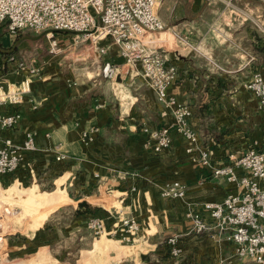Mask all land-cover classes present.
<instances>
[{
    "label": "crops",
    "instance_id": "1",
    "mask_svg": "<svg viewBox=\"0 0 264 264\" xmlns=\"http://www.w3.org/2000/svg\"><path fill=\"white\" fill-rule=\"evenodd\" d=\"M219 1L163 0L157 8L164 30H178L197 44L196 49L157 46L166 62L176 67L168 91L190 107L189 123L199 146L208 152L211 167L191 158L186 151L189 142L177 131L171 109L157 100L137 68L123 64L109 38L97 41L107 48L103 54L88 42L70 45L81 57L70 60L50 54L41 35L11 33L6 21H0V72L26 88L20 103L0 106L3 113L20 114L1 136L21 145L31 132L36 146L22 151L15 171L0 176L2 189L18 198L37 187L33 190L41 201L62 190L88 202L84 207L74 200L55 206L30 233L8 234V249L25 254L34 249L36 254L43 248L48 256L68 264H222L233 253V244L212 229L194 234L185 215L191 208L211 222L205 202L243 191L224 177L213 176L211 168L229 163L252 146L264 147V111L245 87L255 72L264 77L258 52L264 9L257 0H235L254 16H231L229 11L226 17ZM73 35L55 32L65 45ZM10 54L24 60L26 68L8 62ZM106 62L117 65L111 77L102 74ZM32 66H38L37 74L29 71ZM164 125L170 127L171 142L155 152L145 128ZM92 127L97 128L94 139L84 140L82 130ZM59 153L64 157L57 159ZM236 172L249 175L242 168ZM173 180L185 185L184 197L160 195ZM50 185V191L43 189ZM91 216L101 218L107 230L131 216L140 229L130 243L107 237L110 234L94 238L86 226ZM172 234L178 235V256L170 254L166 243Z\"/></svg>",
    "mask_w": 264,
    "mask_h": 264
},
{
    "label": "built area",
    "instance_id": "2",
    "mask_svg": "<svg viewBox=\"0 0 264 264\" xmlns=\"http://www.w3.org/2000/svg\"><path fill=\"white\" fill-rule=\"evenodd\" d=\"M234 1L226 0V4L235 8L237 6ZM161 2L162 0H0V21H6L11 33L22 29L46 31L48 52L70 60L81 58L70 45L77 46L88 42L99 54H103L107 48L99 46L97 41L109 38L117 47L123 64L137 68L138 73L154 90L157 100L171 109L177 131L189 142L186 151L192 154L191 158L203 166L211 167L208 152L199 146L197 132L189 123L190 107L178 102L168 91L176 74V67L166 62L160 47L154 45L152 38L148 36L149 33L164 30V23L157 13ZM58 31L73 33L71 43H60L55 36ZM174 35L185 41L186 37L176 30ZM6 60L16 62L19 69H24L27 65L24 60L16 59L12 54ZM2 65L0 52V71ZM116 68L117 65L106 62L102 74L111 77ZM29 71L37 74L39 68L32 66ZM245 87L254 93L258 99V107L264 111V77L255 72ZM25 92L26 88L22 83L10 82L0 72V106L20 103ZM19 117L18 112L3 113L0 110V176L16 170L23 159V150L36 147L31 132L26 133L21 145L2 138V130L13 127ZM145 130L149 133L151 147L155 152L170 144L168 125ZM96 132L97 128L92 127L82 130L81 136L86 141H92ZM63 157L59 153L56 158ZM236 168L247 170L249 175H238ZM211 173L241 186L243 191L230 192L221 201L205 202L204 207L209 211L211 222L188 208L185 215L191 222V231L202 234L212 229L217 235L230 241L233 244V256L228 260L229 264H244L245 260L264 264V147L258 149L252 146L242 154L231 157L229 163L213 166ZM185 191L182 182L173 180L161 188L160 195L165 198H182ZM14 212L10 204H3L0 209V250L7 244V232L3 230L4 220ZM86 226L94 236L119 234V239L127 242L132 241L140 229L135 218L131 216L120 218L110 230L96 216L88 218ZM166 243L172 256L180 254L177 234L170 235Z\"/></svg>",
    "mask_w": 264,
    "mask_h": 264
},
{
    "label": "rangeland",
    "instance_id": "3",
    "mask_svg": "<svg viewBox=\"0 0 264 264\" xmlns=\"http://www.w3.org/2000/svg\"><path fill=\"white\" fill-rule=\"evenodd\" d=\"M246 1H249V0H246ZM219 2L222 3V7L224 5V7H223L224 16H226V17L229 16V14H230L229 11H231V16H243V17H247V18L254 16L252 14V12H250L247 9L246 6H243V5L239 6L237 3L234 2L235 5L237 4L236 5L237 7L230 8V6H228L226 4V0H220ZM257 2H259L261 7H263V9H264V0H257ZM160 4H159V6H160ZM263 17H264V14H262V18ZM262 18H261V20H262ZM174 31L175 30H172V31L162 30V31H158V32L149 33L148 36L150 38H152L151 41L154 42V44L162 45L163 47L168 48V49H172V48H176V47H184V48L192 49L190 45H192L193 47H196L197 44H194V42H192V40L189 37L187 38L185 36L186 42L182 41L174 35ZM20 32H22L23 34L41 35L40 36L41 40H42L41 42L47 41L45 38L46 31L34 32L30 29H23V30H20ZM177 32H178V30H177ZM50 187H51V185L45 186V187H43V189H45L46 191H50L52 189ZM33 189L37 190V187L28 189L26 195H23L22 197L17 195L18 198H16V197H14V195H11V193H10L11 190L5 191L4 188L2 189V184H0V209L3 206V203L6 202V203L10 204V206H12L14 208V211H15L13 214L8 215L5 218L4 223H3V227H4L3 230L5 232H7V236H9L8 234H12L13 232H14V234H12V235H19V236L21 234L30 233L32 231V229L34 227H36V225L42 223V221L46 218L48 212H50L55 206H58L64 202H72V200H67V201L63 200L64 197L66 196L65 195L66 192L63 194L62 190L59 191L58 193L56 192V193H52L50 195H44L45 199H44V201H41V200H38L41 198V197H39L40 195H37L38 191L35 192ZM41 194H43V193H41ZM48 200L51 202L54 200V204H52L50 207H48L49 205L45 204V203H47ZM94 201H96V199H94ZM75 204L77 205V203H75ZM40 210L45 216L44 215L43 216H36L37 211H40ZM93 237L99 238L100 236H94L93 235ZM102 237L104 238V235H102ZM107 237L119 239L118 235H108ZM122 242L123 243H130L131 241L127 242V241L123 240ZM35 251L36 250L33 249L30 252H27L25 254L24 252L19 253L18 249H16V248L8 249L5 246L4 248H2L0 250V264H68V263H65V261H62L58 258H55L54 255H52V254H49V256L47 255V257H48L46 259L47 261H44V262L43 261H41V262L37 261L38 256L34 258ZM43 251L45 252V250L42 248L38 252L43 253ZM232 256H233V253L228 255L224 261L221 260L220 262L222 264H229L228 260H230ZM243 263L244 264H252V263L256 264L255 262H253L251 260H245Z\"/></svg>",
    "mask_w": 264,
    "mask_h": 264
},
{
    "label": "bare ground",
    "instance_id": "4",
    "mask_svg": "<svg viewBox=\"0 0 264 264\" xmlns=\"http://www.w3.org/2000/svg\"><path fill=\"white\" fill-rule=\"evenodd\" d=\"M63 200H64V201H67V200H74V199H73L72 197H68V196L66 195V196L64 197ZM52 202H54V200H53ZM52 204H54V203H52ZM52 204H51V205H52ZM43 215H44V214L41 212V210H40V211H37L36 216H43ZM44 216H45V215H44ZM20 220H21V219H20ZM45 254H46V255H45ZM35 255H36V256H35ZM35 255H34V258L38 256V257H37V261H40V262H41V261L44 262V261H46V259L48 258V257H47L48 254H47L46 251H45V252L43 251V253H42V252H41V253L38 252V253H36Z\"/></svg>",
    "mask_w": 264,
    "mask_h": 264
},
{
    "label": "water",
    "instance_id": "5",
    "mask_svg": "<svg viewBox=\"0 0 264 264\" xmlns=\"http://www.w3.org/2000/svg\"><path fill=\"white\" fill-rule=\"evenodd\" d=\"M68 196L72 197L79 207H84L88 205V202L83 199L80 195H73L71 192H69Z\"/></svg>",
    "mask_w": 264,
    "mask_h": 264
},
{
    "label": "trees",
    "instance_id": "6",
    "mask_svg": "<svg viewBox=\"0 0 264 264\" xmlns=\"http://www.w3.org/2000/svg\"><path fill=\"white\" fill-rule=\"evenodd\" d=\"M258 52H260V55L262 56V58H263V63H264V35H263V42H262V45L261 46H259V48H258ZM86 209H88V208H86Z\"/></svg>",
    "mask_w": 264,
    "mask_h": 264
}]
</instances>
